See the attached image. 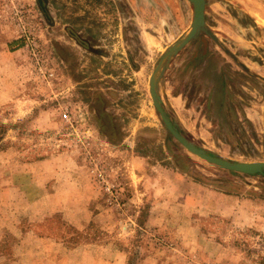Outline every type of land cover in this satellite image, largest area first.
<instances>
[{
    "label": "rangeland",
    "instance_id": "374dc122",
    "mask_svg": "<svg viewBox=\"0 0 264 264\" xmlns=\"http://www.w3.org/2000/svg\"><path fill=\"white\" fill-rule=\"evenodd\" d=\"M110 2L59 0L50 23L37 0H0V264H264V186L223 216L198 211L197 188L188 202L170 190L180 165L230 171L185 149L151 95L154 80L199 146L264 161V0H209L200 29L219 34L227 69L217 90L180 45L192 2L131 0L127 36Z\"/></svg>",
    "mask_w": 264,
    "mask_h": 264
},
{
    "label": "crops",
    "instance_id": "0c3cea01",
    "mask_svg": "<svg viewBox=\"0 0 264 264\" xmlns=\"http://www.w3.org/2000/svg\"><path fill=\"white\" fill-rule=\"evenodd\" d=\"M182 133L185 134L183 131ZM179 168L180 171H168L170 173V177L172 176V178L170 179H172L173 181V183L169 185L170 190L180 191L182 188L179 193H182L183 190L187 191L189 193L187 196L188 202L191 201V199H195L192 193V189H199L202 193L201 195L197 196L200 202L196 199L195 201L199 204L203 203L201 207L205 208L203 210L199 209L198 211H204V213L207 211L206 213H213L218 216H223L227 213H230V211L228 210L230 208V206L228 205L230 204V202H239V199H242L241 201H243L247 197H251L252 199H259V195H256L254 192L260 191L261 189H263L262 186H264V175H248L243 173L231 174L230 172L222 171V173L216 177L206 178V175H208L206 172H202L204 174H201L197 170H194L195 168L192 166L180 165ZM259 178L260 180H258ZM256 181H259L260 183L256 185ZM248 190H250V192ZM245 192H248L247 194L251 193L252 196H246ZM236 207L238 208V206ZM207 241L208 243L213 244V240H211L210 238H208Z\"/></svg>",
    "mask_w": 264,
    "mask_h": 264
},
{
    "label": "flooded vegetation",
    "instance_id": "af4514ba",
    "mask_svg": "<svg viewBox=\"0 0 264 264\" xmlns=\"http://www.w3.org/2000/svg\"><path fill=\"white\" fill-rule=\"evenodd\" d=\"M58 1L59 0H42L43 2L42 4L40 0H37L39 8L41 9L42 13L46 17L47 21L50 23H54V19H55L52 13L51 6L54 2L58 3ZM208 3H209V0H205V22L209 20L207 16L208 15V12H207ZM108 5L114 17L113 27L115 31H117V36H119V33H118L119 31H122V33L125 31L126 36L129 35V32H131L132 16L125 18L127 22L125 23L124 29L121 28L120 20H122L121 19V12H122L121 10H123L122 6L125 5L126 6L125 9L126 8L130 9L132 6L131 0H113V2H110V4ZM193 22H194V10H193L192 24ZM192 24H191V27H192ZM66 29L69 32V34L72 36V38H75L76 40L81 42L84 46H86L87 42L82 40L85 38L81 36L78 31H75L72 26H67ZM218 36L219 34L216 32H214L213 34L207 35L206 33L202 32L200 29L198 30L196 35L189 42H187V44L190 45V49H189L190 68L194 70L196 76H199V75L204 76L208 80L210 78L212 80V88H215V90H217L220 87V80L223 81L226 78V74L224 70H227L224 66L222 56H220L218 52L214 50V48L215 47L217 48L220 43V39L218 38ZM225 53L230 56V53L228 51ZM234 174H238V173H234Z\"/></svg>",
    "mask_w": 264,
    "mask_h": 264
},
{
    "label": "water",
    "instance_id": "95a60500",
    "mask_svg": "<svg viewBox=\"0 0 264 264\" xmlns=\"http://www.w3.org/2000/svg\"><path fill=\"white\" fill-rule=\"evenodd\" d=\"M194 4V22L192 27L187 32L184 39L181 41L180 45H184L189 42L200 30L201 27L205 25V0H190ZM40 2L43 4L42 0ZM177 45L173 47L171 50H178ZM151 95L153 98V103L155 107L158 109L162 121L164 122L166 128L173 135L175 139H177L185 149L189 152L195 154L196 156L212 163L223 167L232 173H244L248 175H264V161H240V160H230L224 158L220 155H216L202 146H199L194 141L187 138L179 128V125L176 121H174L171 116L166 111L163 100L158 93L156 88V83L154 80L151 82Z\"/></svg>",
    "mask_w": 264,
    "mask_h": 264
},
{
    "label": "built area",
    "instance_id": "2783aa9c",
    "mask_svg": "<svg viewBox=\"0 0 264 264\" xmlns=\"http://www.w3.org/2000/svg\"><path fill=\"white\" fill-rule=\"evenodd\" d=\"M27 47L34 56L40 55L39 44L34 36L28 37Z\"/></svg>",
    "mask_w": 264,
    "mask_h": 264
},
{
    "label": "trees",
    "instance_id": "16d2710c",
    "mask_svg": "<svg viewBox=\"0 0 264 264\" xmlns=\"http://www.w3.org/2000/svg\"><path fill=\"white\" fill-rule=\"evenodd\" d=\"M2 135H0V143H1Z\"/></svg>",
    "mask_w": 264,
    "mask_h": 264
}]
</instances>
